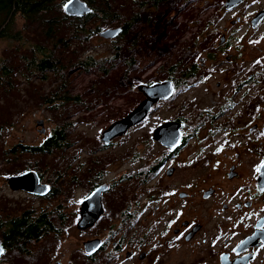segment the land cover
<instances>
[{"label":"flooded vegetation","instance_id":"1","mask_svg":"<svg viewBox=\"0 0 264 264\" xmlns=\"http://www.w3.org/2000/svg\"><path fill=\"white\" fill-rule=\"evenodd\" d=\"M216 11L205 21L196 42L192 38L182 66L175 62L169 68L166 80L175 87L173 95L153 107L178 96L184 89L181 82L191 90L217 77L216 87L229 83L232 91L211 94V105L197 111L199 123L191 134L183 117L170 118L181 123L178 145L169 149L152 134L153 156L139 153L138 169L131 175L118 174L116 180L131 177L134 187L115 190L120 201L108 226L111 237L91 238L100 239L101 245L92 254L84 253L88 263L264 264V0H240L230 8L221 0ZM46 135H40L41 147ZM189 139L195 145L186 151L185 161L179 153L188 148ZM114 144V139L106 145L99 138L93 147L81 141L68 145L72 169L85 181L72 180L89 187L80 199L76 219L82 200L106 186L101 193L103 212L88 229L111 212L105 198L114 193V184L104 177L111 170L103 169ZM12 192L37 199L41 217V196ZM107 245L108 251L102 253ZM39 256L41 264V248Z\"/></svg>","mask_w":264,"mask_h":264},{"label":"rangeland","instance_id":"2","mask_svg":"<svg viewBox=\"0 0 264 264\" xmlns=\"http://www.w3.org/2000/svg\"><path fill=\"white\" fill-rule=\"evenodd\" d=\"M220 1L166 0L158 6L152 5L139 9V20L130 27L124 36L119 33L113 39H104L98 35V32H94L88 39L81 35L72 38L69 50L74 52L76 57L74 65L76 66L66 71L65 81L53 73H48L47 79L43 81L40 80L41 75L33 76L32 79L26 81L22 74L17 73L14 79L15 89H0V124L3 123L0 126L1 201L9 202L13 207L16 204L30 205L36 209L39 207L37 199L10 191L4 181V178L8 177L7 173L22 170V165L25 162L28 163V160L31 165L41 170V177L47 185L50 180L56 181L55 178L53 179L56 173L60 174V177L63 175L64 181L58 182L59 187L69 191V201L66 202L65 211L70 214V219L64 226L65 229L62 231L60 240L49 237L30 247L34 251L41 248V264H90L84 259L82 243L92 240L91 238L94 237L104 238L108 234L111 217L116 218L117 202L120 201L119 192H115V190L133 188L135 183L131 177L124 181L115 178L121 172H131L126 174L131 175L138 169L135 159L139 157V153H144L149 159L153 156V150H155L151 144L153 129L159 124L169 121L172 117L181 116L186 121L188 134H191L194 132L193 127L199 123L197 111L204 105H211V94L224 93L227 95L232 91V86L229 83H222L220 87H216L215 83L219 81L217 77L210 80L207 85L205 84L206 86L197 84L191 90H186L188 87L186 85L172 101L158 108L153 107L141 123L130 128L124 136L114 139L115 144L107 152V163L103 169L104 172L108 169L111 170L104 177L114 184V193L105 198L106 205L111 208V212L106 214L93 229L83 231L76 229L79 202L89 187L85 182L79 186L75 185L72 180V177H77L80 181H85L80 174H75L72 169V158L68 145L75 141H81L83 146L93 147L95 143H99L101 132L111 123L133 110L143 99L142 94L137 90L140 83L151 84L165 81L169 68L175 62L182 66L189 46L193 42L192 38L196 42L200 30L206 27L205 21L211 13L217 12L216 6ZM120 8L119 16L123 20L128 18L125 14H129L131 9L126 8L124 13L122 6ZM23 22L24 20L16 15L11 25V32L21 30ZM119 24L116 22L107 23L103 30L115 28ZM37 30H39V26L32 28L30 33L20 31L21 39L28 40L24 43L38 42L41 38H39L40 34L35 32ZM13 44L12 40L0 38V58L7 50L14 48ZM26 46L28 47L30 44L28 43ZM191 49L196 50L197 47H191ZM88 56H91V66L84 69L79 63L86 60ZM94 63L95 65H93ZM15 69L21 70V68ZM33 83L39 92L34 93L32 99L28 94V84ZM58 88L61 91H58L57 96L64 94L65 97L72 99L64 102L59 107L60 111L58 109V112L51 113L37 101L40 93L42 95ZM40 119L44 121L47 135L56 124L63 122L69 125L66 139L60 140V146L57 145L59 148L52 149L50 153L41 154V161L37 157L22 154L19 155L20 158L17 161H13L15 164L6 162L3 159V150L6 153L12 148L18 149L19 142H23L27 146L41 144L43 138L40 135L43 134L37 132L40 127L35 125V121ZM8 120H11L10 124L12 125L5 124ZM193 141V139H189L187 141L188 148L181 149L179 153V156L184 157L185 161L186 151H191L195 145L192 144ZM158 151L161 152L159 149ZM112 176L114 179H111ZM66 195H68L67 192ZM54 198L56 197L54 196ZM58 199L63 198L58 196L56 201H53L52 198L41 197V208L55 205ZM110 237L108 234V238ZM109 247L107 245L101 252H107ZM94 263L103 264V261L96 260ZM0 264L27 263L19 262V259L11 261V256H8L1 259Z\"/></svg>","mask_w":264,"mask_h":264},{"label":"trees","instance_id":"3","mask_svg":"<svg viewBox=\"0 0 264 264\" xmlns=\"http://www.w3.org/2000/svg\"><path fill=\"white\" fill-rule=\"evenodd\" d=\"M64 1L0 0V38L12 40L14 43V48L7 50L0 58V89H15L14 79L17 73L22 74L26 81L36 75H41L40 80L43 81L47 79L48 73H53L65 81L66 71L76 66L74 65L76 64L74 52L69 50L72 38L81 35L88 39L91 33L98 32L99 34L107 23L113 22L117 24L121 22L115 28H119L120 35L124 36L130 27L139 20V9L152 5L158 6L166 0H83L90 12L82 16L72 17L64 14L62 10ZM121 6L124 13L126 8L131 9L129 14H125L128 18L124 20L119 16ZM16 15L24 20V25L21 30L12 33L11 25ZM37 26H39V30L35 32L40 34L39 38L41 39L38 42L29 41L30 46L27 47L28 43H24V41L28 40L21 39L22 33L20 31L30 33V30ZM90 57L88 56L86 60L79 63L82 64V68L87 69L88 66H91ZM15 68H21V70ZM175 68L180 70L177 65ZM182 80L180 77V81ZM186 85L187 82H181L180 86ZM28 88V94L33 99L34 93L39 92V90L34 83L28 84ZM58 91L61 89L58 88L42 95L40 93L37 102L44 105L51 113L58 112L59 107L64 102L72 99L65 97L64 94L57 96ZM10 122L11 120H8L5 124L10 126L12 125ZM68 130L69 125L63 122L56 124L45 139L46 144L44 146L41 147V144L22 146L18 149L12 148L6 153L3 150V159L6 162H13L20 158L19 155L28 154L31 157L39 158L41 161V151H43L42 154H47L52 149L59 148L56 142L66 139ZM22 167V170L7 173V176L24 170H33L41 176L39 168L31 165L29 160ZM54 178L56 181L50 180L48 184L50 192L45 196V199L52 198L53 201H56V198L60 196L64 200L58 199V203L56 202L55 205L41 208V217L38 208L19 204L13 207L9 202H2L0 199V245L4 250L0 260L11 256V261L19 259V262L38 264L40 249L34 251L30 247L49 237L60 240L62 231L65 229L64 226L70 219V214L65 211L66 202L69 201V191L59 187L58 182L64 181L63 175L60 177V174L56 173Z\"/></svg>","mask_w":264,"mask_h":264},{"label":"water","instance_id":"4","mask_svg":"<svg viewBox=\"0 0 264 264\" xmlns=\"http://www.w3.org/2000/svg\"><path fill=\"white\" fill-rule=\"evenodd\" d=\"M239 1L226 0V7L230 8ZM63 12L70 17L82 16L89 13L90 9L83 0H65ZM119 32V28H107L98 35L104 39H113L118 36ZM174 89L173 83L169 80L151 84L140 83L137 86V90L142 94L143 99L124 117L114 121L103 130L100 137L101 141L108 145L111 140L124 136L130 128L141 123L149 115L156 103L168 100L173 95ZM35 125L40 127L37 129L39 134H45L46 130L42 119L35 121ZM181 136V123L176 121H166L153 130V138L169 149H174L178 145ZM261 170H264V162ZM5 182L11 191H24L27 194L41 197L46 196L50 192L49 185L41 184L38 173L33 170H25L17 175L8 176L5 178ZM105 189L106 186H99L82 200L78 211L79 218L75 224L77 230L88 229L102 214L101 193ZM100 245L101 240L98 238L82 243L85 254L94 253L99 249ZM0 249L3 250L1 245ZM2 253H0V256Z\"/></svg>","mask_w":264,"mask_h":264},{"label":"snow or ice","instance_id":"5","mask_svg":"<svg viewBox=\"0 0 264 264\" xmlns=\"http://www.w3.org/2000/svg\"><path fill=\"white\" fill-rule=\"evenodd\" d=\"M2 251H3V250H2V249H0V253H2Z\"/></svg>","mask_w":264,"mask_h":264}]
</instances>
